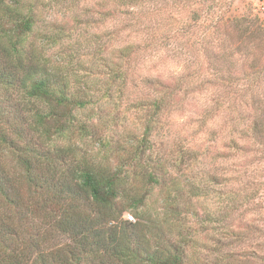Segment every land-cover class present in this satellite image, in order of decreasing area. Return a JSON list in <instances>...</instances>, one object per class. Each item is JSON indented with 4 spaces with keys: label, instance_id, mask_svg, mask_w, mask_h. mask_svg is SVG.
Returning a JSON list of instances; mask_svg holds the SVG:
<instances>
[{
    "label": "trees",
    "instance_id": "1",
    "mask_svg": "<svg viewBox=\"0 0 264 264\" xmlns=\"http://www.w3.org/2000/svg\"><path fill=\"white\" fill-rule=\"evenodd\" d=\"M37 1L0 0V264H205L174 238L178 234L168 224L148 220L143 212L166 168L153 147L154 130L178 98L181 78L145 80L155 95L128 105L124 112L132 110L136 117L118 118L132 126L119 154H79L73 142H63L75 131L86 135L104 109L115 123L135 57L158 38L148 33L143 42L112 49L102 62H78L81 75L70 63L63 68L48 64L39 47L29 44L38 21ZM110 1L126 6L147 0ZM199 3L172 1L176 9ZM213 4L200 8L201 14L191 12L200 43L201 36L217 39L222 51L230 48L246 57L237 70L229 65L235 76L229 69L223 73L222 54L211 55L208 48L203 49L206 64L222 83L244 80L249 84L244 90L259 87L264 31L245 16L211 17ZM60 39L50 40L58 44ZM260 108L238 132L264 145V104ZM236 115L241 121L242 114ZM188 189L203 196L195 184ZM247 194L232 191L227 198L247 201Z\"/></svg>",
    "mask_w": 264,
    "mask_h": 264
},
{
    "label": "rangeland",
    "instance_id": "2",
    "mask_svg": "<svg viewBox=\"0 0 264 264\" xmlns=\"http://www.w3.org/2000/svg\"><path fill=\"white\" fill-rule=\"evenodd\" d=\"M172 1L147 0L126 6L110 0L37 1L38 21L29 44L39 47L52 66L63 68L70 63L74 70L78 62L94 65L114 48L147 40L148 33L158 38L135 57L115 123L104 109L86 135L75 131L63 142H73L79 154H119L132 126L131 121L121 123L118 118L136 117L132 110L124 112L128 105L155 95L145 80L181 78L178 98L167 106L154 130L153 147L166 168L160 183L151 189L144 216L162 226L168 224L178 234L174 238L189 253L196 251L205 264H264V145L242 138L238 132L255 112L260 113L264 76L259 78V87L247 90L243 88L249 84L244 80L237 84L218 81L204 60L203 49L208 48L211 55L222 54L225 63L219 66L223 73L229 69L234 76L237 74L229 65L237 70L246 56L230 48L222 51L224 45L217 39L207 41L201 36L200 43L191 12L201 14L200 8L213 4L212 0L182 8L184 12ZM214 1L211 17L216 13L245 16L264 31V0ZM55 36L61 38L60 43L50 40ZM260 65L264 66V56ZM78 69L74 71L82 75ZM237 112L242 114L241 121ZM263 116L264 112V123ZM81 120L85 121L83 116ZM235 144L246 148L240 151ZM194 184L203 196L189 191ZM232 191L248 193L247 201H231L227 196ZM128 215L124 217L128 219Z\"/></svg>",
    "mask_w": 264,
    "mask_h": 264
},
{
    "label": "built area",
    "instance_id": "3",
    "mask_svg": "<svg viewBox=\"0 0 264 264\" xmlns=\"http://www.w3.org/2000/svg\"><path fill=\"white\" fill-rule=\"evenodd\" d=\"M127 217H128V219H131V216L130 215H128Z\"/></svg>",
    "mask_w": 264,
    "mask_h": 264
}]
</instances>
